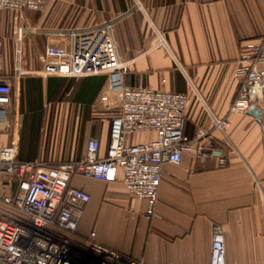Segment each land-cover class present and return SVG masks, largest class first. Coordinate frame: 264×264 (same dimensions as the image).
<instances>
[{
  "label": "crops",
  "instance_id": "crops-1",
  "mask_svg": "<svg viewBox=\"0 0 264 264\" xmlns=\"http://www.w3.org/2000/svg\"><path fill=\"white\" fill-rule=\"evenodd\" d=\"M108 20L115 21L118 55L128 65L124 82L189 95L183 133L209 131L213 154L200 161L187 150L179 163L163 164L149 220L146 202L131 199L120 175L112 182L74 175L70 184L90 200L72 239L86 244L94 232L98 243L126 261L209 264L217 224L225 264H264V124L248 112L230 111L239 87L235 62L264 35V0H47L41 11L0 10V79L12 89L11 128L0 132V144L15 142L18 161L56 165L81 159L95 138L105 156L109 121L119 105L107 76L45 75L39 56L47 43L57 42L56 29ZM219 119L227 121L226 136L214 126ZM154 137L135 132L127 144ZM17 185L16 179L0 185V216L24 217L2 200Z\"/></svg>",
  "mask_w": 264,
  "mask_h": 264
},
{
  "label": "built area",
  "instance_id": "built-area-1",
  "mask_svg": "<svg viewBox=\"0 0 264 264\" xmlns=\"http://www.w3.org/2000/svg\"><path fill=\"white\" fill-rule=\"evenodd\" d=\"M47 0H0V10L41 11ZM114 20L59 28L52 34L57 42L47 43L39 56L45 75L84 77L107 76L109 90L119 99L116 115L109 121V142L105 156L100 142L91 138L81 159L48 165L40 161H18L15 142L0 144V185L17 180V192L2 200L24 217L0 216V264H143L98 243L91 232L82 244L72 235L90 200L88 192L70 184L74 175L121 182L133 201L146 202V219L158 201L164 163L177 164L185 151L203 161L213 154L209 131L198 128L193 137L183 133L190 97L184 93L154 90L142 84L124 82L127 64L119 58L113 38ZM23 28H18L20 42ZM0 42V54H1ZM16 54H20L18 48ZM20 73V57L16 60ZM264 35L246 46L237 58L234 76L239 87L230 111L245 114L252 104L264 109ZM11 85L0 79V132L11 128ZM107 100V97H103ZM215 128L226 136L225 119L214 120ZM152 131L154 139L128 145L132 133ZM220 165L226 163L219 157ZM209 264H225L222 228L214 224Z\"/></svg>",
  "mask_w": 264,
  "mask_h": 264
},
{
  "label": "water",
  "instance_id": "water-1",
  "mask_svg": "<svg viewBox=\"0 0 264 264\" xmlns=\"http://www.w3.org/2000/svg\"><path fill=\"white\" fill-rule=\"evenodd\" d=\"M248 113L254 115L259 122L264 124V112H262L258 106L252 104L248 110Z\"/></svg>",
  "mask_w": 264,
  "mask_h": 264
},
{
  "label": "rangeland",
  "instance_id": "rangeland-1",
  "mask_svg": "<svg viewBox=\"0 0 264 264\" xmlns=\"http://www.w3.org/2000/svg\"><path fill=\"white\" fill-rule=\"evenodd\" d=\"M20 57V54H16V59Z\"/></svg>",
  "mask_w": 264,
  "mask_h": 264
}]
</instances>
